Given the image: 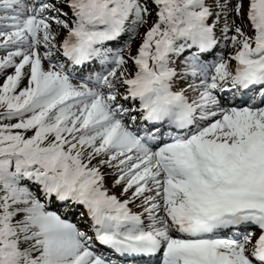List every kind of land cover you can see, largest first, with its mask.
<instances>
[{
    "label": "snow or ice",
    "instance_id": "6c2138e0",
    "mask_svg": "<svg viewBox=\"0 0 264 264\" xmlns=\"http://www.w3.org/2000/svg\"><path fill=\"white\" fill-rule=\"evenodd\" d=\"M0 264H264V0H0Z\"/></svg>",
    "mask_w": 264,
    "mask_h": 264
},
{
    "label": "rangeland",
    "instance_id": "374dc122",
    "mask_svg": "<svg viewBox=\"0 0 264 264\" xmlns=\"http://www.w3.org/2000/svg\"><path fill=\"white\" fill-rule=\"evenodd\" d=\"M10 70V69H9Z\"/></svg>",
    "mask_w": 264,
    "mask_h": 264
}]
</instances>
